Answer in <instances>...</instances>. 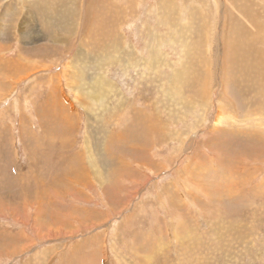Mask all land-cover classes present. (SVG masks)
Listing matches in <instances>:
<instances>
[{"label": "rangeland", "instance_id": "obj_1", "mask_svg": "<svg viewBox=\"0 0 264 264\" xmlns=\"http://www.w3.org/2000/svg\"><path fill=\"white\" fill-rule=\"evenodd\" d=\"M85 1H79L82 10ZM131 1H136V10L132 9ZM230 1L227 9L236 12L239 0ZM38 3H41V13L39 6L33 5V0H0V56L5 58V62H10L23 55L26 61H21L22 66H29L26 74L13 76L4 71V63L0 62V82L5 83L0 90V144L6 141L5 149L0 150V264H264V151L258 149L256 156L252 154V144H259L263 139L261 134L264 136V130H260L263 129L260 124L264 123V90L258 100L260 104L253 102L256 105L252 103L246 108L244 102L235 99L233 94L237 91L234 84L238 82H233V73L234 65L238 63L230 58L232 49L229 45L224 46L223 39L220 40L223 22L217 14V0L215 3L213 0H169L165 6L168 11L169 5L171 10L168 13L174 22L171 18L168 24L161 19L168 13L156 0H107L109 10L112 5L123 11L109 17L116 23L122 21L118 30L114 28L113 42L103 53V59L114 61L110 66L101 63V55H95V47L87 35L89 30L85 29L83 33V27L80 34L82 45L77 41L80 36L65 34L66 44L59 46L64 48L61 58H55L46 51L45 47L53 46L51 36L56 35V29L50 31L45 28L46 20L43 18L53 16L50 21L59 26L62 20L57 18L72 11V1L54 3L52 0H38ZM247 4L259 6V13L254 7L255 18L263 23L264 0H249ZM60 8H65L63 14ZM81 16L83 25V11ZM236 25V30L238 26L241 28L240 24ZM229 27L224 32L227 37L231 32ZM249 33H244L245 39L254 34L250 38L251 44L264 50V34L261 38L258 33ZM117 34L138 58L141 57L142 65H137V62L135 66L119 63ZM250 39L244 41L245 45ZM57 47L54 44L53 48ZM77 48L84 53L81 59L75 56ZM149 58L153 63L152 70L144 66ZM242 63L239 61L238 67ZM208 67L210 71L213 69L211 74L207 72ZM219 70L226 71L229 81L233 80L225 88L221 80L225 75ZM206 72L209 73L207 79L211 87L210 102L204 110L190 107V101L196 98L195 94L204 84L202 79L206 78ZM74 74L77 79L71 80ZM99 75L102 78L107 76V81L114 83L115 95L121 94L129 111H143L151 122L139 126L148 130L138 129V136H135L138 142L128 134L125 141L116 144L117 151L121 153L114 157L105 153L103 147L100 150L102 154H97L96 150V160L100 159L94 164L101 166V170L98 169L100 174L104 171L100 181L89 174L87 178L91 185L84 187V180L65 171L66 178L77 187L76 192L72 189L57 191L58 197H55L48 190L57 173L53 162L50 163V156L45 157L50 155V135L42 133L35 111L56 90L73 105L74 110H71L65 101L63 103L76 129L75 137L69 138L75 148L73 154L83 153L85 149V153L93 152L97 140L102 142L107 138L101 133L104 127L114 134L129 132L130 113L118 110L116 118L112 112L106 114L102 110L100 113L94 97L90 100L84 93L73 90L77 85L76 89L84 87L86 93L90 89L93 92L97 81L90 78ZM109 94L106 103L110 101L113 105L114 93ZM98 95L96 93L97 99ZM60 97L57 98L59 101L62 100ZM224 103H231L233 109L223 107ZM255 123L261 127H258L259 133L251 131L250 127ZM94 129H98V133L101 130L99 136H102L96 139ZM237 130L242 131V136H251L240 138ZM232 131H236L237 136L230 133ZM36 133L43 138L34 137ZM226 134L240 139L229 140L232 137ZM30 137L34 139L33 143ZM252 137L257 139L254 141ZM88 142L90 148L87 150ZM134 145H139L141 152L150 151L152 160L146 159L147 163L136 171V177L123 176L121 172L114 174L112 170L117 169L113 165L120 161L132 164L131 167L136 169L137 159L131 151ZM33 157H38L42 165L37 166L39 169L32 166ZM33 162L36 161L33 159ZM120 176L124 180H120ZM116 179L120 184L118 181L113 183ZM27 184H31L30 187ZM107 187L110 189L106 190ZM7 198H10V203ZM40 202L45 203L38 217L37 205ZM35 214L41 224L38 227L41 237L32 228L33 222H24L33 220ZM50 230L59 234V238L46 237Z\"/></svg>", "mask_w": 264, "mask_h": 264}, {"label": "bare ground", "instance_id": "obj_2", "mask_svg": "<svg viewBox=\"0 0 264 264\" xmlns=\"http://www.w3.org/2000/svg\"><path fill=\"white\" fill-rule=\"evenodd\" d=\"M37 1L38 0H33V5L34 6H39V13L42 12V8L40 7L41 3H38L37 4ZM54 3H60L61 1L63 0H52ZM57 1V2H56ZM72 1V11L70 13L68 12H65L63 9H61V14H63L64 12L67 13L65 15H63V17H59L57 19L59 20H62V22L59 24V26L57 25H54L50 20H52V17H49V18H43L46 20V25H45V28H47L48 30L52 31L56 29V31L54 33H56V35L52 34L53 36H51V42L54 46L57 45L58 47L57 48H53L52 47H48L46 48L45 47V50L46 51H49L53 54V56L56 58V57H59L61 58V55L63 54L64 52V48H59L60 44L61 43H65L66 42L64 41L63 39V35L65 34H68V35H78L80 36V39L77 40L79 41L82 45V39H81V29L83 27V33L86 30H89V33L87 34L88 37L90 38V41L91 43L93 44V46L95 47V55H101L102 56V60H101V63L102 64H106V65H112L114 63V61L110 60V59H103V56H104V52L106 51V49L108 48L107 46H110L113 42V34L112 32L114 31V28L117 27L116 30H118L119 28V24L122 25V21H118L116 23V21H114L113 19L109 20V17L112 16V13H117V12H123L122 10H118L116 9L115 7H113L112 5H110V10L106 7V4H107V0H86L85 3H84V7H83V10L82 8L80 9V6H79V1L80 0H71ZM166 0H156V2L158 4H160L159 6H164L165 7V11L166 13L170 12L171 9H169V5H168V11H167V7L165 6V4L169 1L167 0V2L164 4ZM214 3H215V0H213ZM247 1L249 0H239L238 2V6H236V12H232L233 10H231V12L229 13V9H227V7L231 4V1L230 0H227L228 4L226 3V0H217V6H218V16L220 17V20H222L223 24L220 25V31L223 32L221 34V37H220V40L223 39L224 41V46L225 45H229V48H231V55L232 57L230 58H233L234 59V63H238L239 64V61H242L243 63L240 65V67H238V64H235L234 65V73L233 76V82H238L237 84L233 83L235 88H236V93H234V97L235 99L237 100H240L242 101V103L244 102V105L246 106V108L248 106H251L250 104H252L253 102L257 103L259 102L260 104V101H258L260 99V94L261 92H263L264 90V50H260V49H257L255 48L254 46L256 45H252L251 42L252 39H250L254 34H252V36L249 38L250 39V42L247 43V45H245L244 41H248L249 39H245L244 37V33H246L248 31V33L250 32H254V33H258V35L260 34V36L262 34H264V22H259L258 19H256V12L254 10V7L255 9L257 10V12L261 11L259 10V6L257 5H252V4H247ZM260 1V0H259ZM126 2V1H125ZM255 2V1H254ZM252 3V1L250 2ZM260 3V2H259ZM262 3V2H261ZM63 4V3H62ZM130 4L132 5V9L136 10V8H134V5L136 4V1L134 2H130ZM51 5V4H50ZM61 5V4H60ZM58 5V6H60ZM207 5V4H206ZM220 5V6H219ZM261 5V4H260ZM55 6V4H54ZM66 6V5H65ZM71 6V5H69ZM61 7V6H60ZM163 7V8H164ZM220 7V8H219ZM67 8V7H66ZM233 8V7H232ZM263 8V7H262ZM52 9V8H51ZM59 9V10H60ZM74 9V10H73ZM180 9V8H179ZM222 9V10H220ZM41 10V11H40ZM82 11L85 15L84 17V20H85V23L82 25V19H80V16L82 14ZM33 12V11H32ZM52 12V11H50ZM178 12V11H177ZM258 12V13H259ZM56 13V11H55ZM162 13V12H161ZM37 14V13H36ZM52 14V13H50ZM57 14V13H56ZM160 14V13H159ZM254 14V15H253ZM54 15V14H53ZM58 15V14H57ZM125 15V14H124ZM161 15V14H160ZM6 16V13H4V17ZM55 16V15H54ZM71 17V18H70ZM82 17V16H81ZM171 16H170V13H168V15L164 18H161L163 19V21H165L167 24L170 23V20H171ZM218 18V17H217ZM34 19V17H33ZM42 19V21H43ZM70 19V20H69ZM126 19V18H125ZM129 19V18H128ZM264 19V18H263ZM5 18L2 20L4 21ZM69 20V21H67ZM67 21V22H66ZM171 22L173 23L174 22V19L172 18ZM215 24V23H214ZM217 24V23H216ZM236 24H240L241 25V28L238 26V29L237 30L235 29V25ZM230 25V29H231V32H230V36L228 35L227 37V34H225L224 32L226 31V29L228 28V26ZM54 26V27H53ZM237 26V25H236ZM11 27H14V26H11ZM214 27V26H213ZM217 27V26H216ZM207 28H205L204 30H206ZM246 30V32L244 31ZM95 33H94V32ZM98 31V32H97ZM214 31V30H213ZM229 31V29H228ZM117 33H119L117 31ZM249 33V34H250ZM130 34V33H129ZM118 35V34H117ZM116 35V36H117ZM248 35V34H247ZM256 35V34H255ZM122 36V35H121ZM264 36V35H263ZM254 37V36H253ZM151 38L153 39V37L151 36ZM258 38V37H257ZM257 38L255 37V40H257ZM260 38V37H259ZM262 38V36H261ZM63 39V41H62ZM117 40V39H116ZM222 41V40H221ZM69 40H67V44H68ZM66 46V45H65ZM1 47V46H0ZM67 47V46H66ZM118 47V48H117ZM227 47V46H226ZM75 46L72 47V49L75 50ZM130 47H128L126 44H124V40L122 37H120L118 35V40H117V43H116V49L120 52V56L118 57V61L119 63L121 64L122 62H124L125 64H129L131 66H135L136 62H137V65H142L140 63V58H138L137 54L134 53L132 50L129 49ZM214 49V48H213ZM152 51H154L155 49H151ZM218 50V49H217ZM122 51V52H121ZM233 51V52H232ZM77 52L75 54V56H80V59L82 58V56L84 55L83 52H80V49L77 48L76 51ZM219 52V51H218ZM118 53V52H117ZM156 53V52H155ZM224 53V52H223ZM225 54V53H224ZM223 56V54H222ZM17 58L18 59H13L11 60L10 62H5V58H2V56H0V62H3L4 65H3V68H4V71L6 73H9L13 76H19L21 74H26V72H28L29 70V66H22L21 64V61H26V58L23 56V55H20L18 56ZM76 61H78V58L75 59ZM148 64H145L144 66H147L149 67L148 70H152V67H151V64H153L150 60V58L148 59ZM221 60V59H220ZM92 61L94 62L93 60V57H92ZM96 61V60H95ZM84 62V61H83ZM77 64V63H76ZM91 64V63H90ZM98 64V62H97ZM144 64V63H143ZM223 64V63H222ZM24 65V64H23ZM243 65V66H242ZM1 66V65H0ZM94 66V64H93ZM97 67V66H96ZM232 67V66H231ZM223 68V66H222ZM230 68V67H229ZM233 68V67H232ZM10 69V70H8ZM224 69V68H223ZM236 69V71H235ZM191 71V69H189ZM240 70V71H239ZM3 71V72H4ZM211 71H213V69H211ZM211 71H210V67L207 68V72H209L211 74ZM215 71V70H214ZM220 71V70H219ZM232 71V70H231ZM206 72V78L202 79V81L204 80V84L202 85V87L200 88V90L195 94V97L196 98H193L192 100L193 101H190L192 103H190V107H198V108H201L202 110H204L205 106H207L210 102V93H211V87L209 85V79L208 78V74ZM221 73L220 74H224L225 76L223 77L224 79H221L224 81L223 83V87L225 88L226 85L231 81H229V76L227 74H225L226 71H220ZM74 73V72H73ZM78 73V72H77ZM186 73V72H185ZM191 73V72H190ZM232 73V72H231ZM101 74V73H100ZM192 74V73H191ZM219 74V75H220ZM4 75V73H3ZM186 75V74H185ZM79 76H81V74L79 73ZM231 76V77H232ZM239 77V78H238ZM73 79H77L75 78V74L73 76H71V80ZM92 78V79H91ZM90 80L91 81H97V83H94L96 84V86L93 88V92H91L89 89V92L86 93L87 89H85L84 87H80L78 89H76L75 87H73V90H75L76 92L78 93H81L83 94L84 96H86L88 99L92 100V98L94 97L93 100H95V102H97L98 105V110L100 113H110L112 112L113 113V117L116 118L115 114L118 113V110L120 111H127L128 113H130L131 115V124H129V132L127 133H123V132H119L118 134L117 133H113V131L109 130L107 127H104V130L102 129L103 132H101V130L99 131V133H103L107 138L102 141V142H97L95 143L96 144V149L94 148V151H89L88 153H85V151H79L77 152L76 154L74 153L73 154V150L75 149L73 147V145H71L70 141H69V138L72 139L71 137H75L73 136V133L74 131L76 130L75 129V125H74V122L72 120H70V117L68 116V111L66 110V107L65 105L63 104L64 101H65V104L66 106H69L71 107V110H74V107L73 105H71L70 102L66 101V98L65 96H61L59 95L60 92L59 90H56L55 93H53L54 95L52 96H49L48 97V100L47 101H44L42 102V104L40 103L39 106H38V111H35V113H37V120L39 122L38 125H40V129L43 130L42 133L45 134V132L50 135V155L48 156H45V157H49L50 156V163L53 162V166H54V171L57 173V176L54 177V179L51 180V187L49 188L48 192L50 191V193L52 192L54 195H56L55 197H58L57 195V191H65L66 190H76L77 187H75V184H73V182H71V180H69L68 178H66L67 174H70L71 176L73 175H76V178L78 179H81V181L84 180V184L81 185L84 186V187H87V186H90L91 184L89 183V179L87 178L89 174H93L92 176H94L96 178V180L100 181V177H103L101 176L102 172L101 171V174L99 172L100 167L99 165H95L94 162L97 160L99 161L100 158H97L96 160V157H95V152L97 150V154L100 152V150L104 149V152L106 151L107 154L110 156V157H114L116 155V153H121L119 150L117 151V148L118 146H116V144L118 145L120 142L122 141H125L126 137L128 136V134H131L132 137H133V140L135 142H138L136 140V137L135 136H138V129L140 130H148V129H144L143 127L140 128L139 126L140 125H144L145 126V123L148 122L150 123L151 121H148L147 120V114L143 111H136L135 109H132L131 111L128 110V106H125L124 105V98L121 97V94L117 93L115 95V91H113V89H115L114 87V83L113 84H110L108 81H107V76L105 77V75H103V78L102 76L100 77V75L98 77H91ZM182 78V77H181ZM211 78V76H210ZM221 78V77H220ZM81 79V78H80ZM84 79V78H83ZM192 79V77L190 78ZM25 79H23L21 82H23ZM82 80V79H81ZM181 80V79H180ZM179 80V81H180ZM87 81V80H86ZM85 81V82H86ZM192 81V80H191ZM190 81V82H191ZM222 81V82H223ZM21 82H18V83H21ZM75 82V81H74ZM88 82V81H87ZM183 82V81H182ZM209 82V83H208ZM82 83V82H81ZM229 83V84H230ZM193 84V83H192ZM4 85L5 83L3 82H0V90H2L4 88ZM70 85H72V83H70ZM194 85V84H193ZM73 86V85H72ZM81 86V85H80ZM185 86V85H184ZM187 86V85H186ZM213 86V84L211 85ZM51 88V87H50ZM179 88V86H178ZM240 88H241V91H240ZM85 89V90H84ZM117 89V88H116ZM181 89V87H180ZM118 90V89H117ZM50 91V90H49ZM120 91V90H119ZM197 91V90H196ZM182 92V91H181ZM96 93L99 94L98 95V99H97V96H96ZM102 93V94H101ZM108 93H114V104L113 105H110V101L107 99V102L106 103V98H107V95ZM163 93V92H162ZM233 93V92H232ZM264 93V92H263ZM101 94V96H100ZM109 94V96H110ZM226 94V93H225ZM123 95V94H122ZM58 96L60 98H62V100H58ZM166 96V95H165ZM169 97V96H168ZM64 99V100H63ZM234 99V98H232ZM234 99V100H235ZM63 101V102H62ZM62 102V103H61ZM83 103V101H81ZM239 102V101H238ZM264 102V101H262ZM126 105H128L127 101H125ZM253 103V104H254ZM241 105V103H238V105ZM252 104V105H253ZM106 105V106H105ZM110 105V106H109ZM223 107H230L232 108L231 106V103H228V104H222ZM256 105V104H254ZM31 106V105H30ZM94 106V104H93ZM96 107V106H95ZM195 107V108H196ZM239 107V106H238ZM262 107V106H261ZM250 108V107H249ZM264 108V106L262 107ZM69 109V108H68ZM130 109V108H129ZM233 109V108H232ZM102 110H104L102 112ZM96 111V110H95ZM97 112V111H96ZM142 115V118L140 117V114ZM139 114V115H138ZM219 116V115H218ZM221 116V115H220ZM112 117V118H113ZM203 117V116H202ZM104 118V117H103ZM220 118V117H219ZM91 119V117H90ZM107 119V118H106ZM105 119V120H106ZM130 119V120H131ZM153 119V117H152ZM7 121V119H6ZM102 121V120H101ZM218 121V120H217ZM258 121V120H257ZM90 122V121H89ZM153 122V121H152ZM263 122V121H262ZM100 123V121L98 122ZM108 124V123H107ZM92 125V124H91ZM96 125V123H95ZM94 125V126H95ZM99 125V124H98ZM149 125V124H148ZM219 125V123H218ZM127 126V125H126ZM260 126L263 128V129H260L261 131L264 130V123H261ZM257 123H255V125L253 127H250L251 128V131L252 129L256 132V133H259V128L260 127ZM97 127V126H96ZM149 127L151 128V126L149 125ZM260 127V128H261ZM23 128V127H22ZM28 128V127H27ZM92 129V127L89 125V129ZM95 128V127H94ZM148 128V127H147ZM243 129V128H242ZM240 128V130H242ZM29 130V129H28ZM95 130V129H94ZM155 131V129H153ZM248 130V129H246ZM245 130V131H246ZM257 130V131H256ZM24 131H25V128H24ZM239 131V130H237ZM260 131V133H261ZM23 132V131H22ZM41 132V131H40ZM39 132V133H40ZM201 132V131H200ZM199 132V133H200ZM236 132V131H235ZM234 131L230 132V133H234V135L237 136L238 133H240L239 135H241L242 131L238 132V133H235ZM264 132V131H263ZM26 133V131L24 132V134ZM39 133H36V136L34 137H38L39 139L42 137L41 134ZM94 133V137L97 139L98 136H99V133H98V129H96L95 131H93ZM97 133V134H96ZM151 133V132H150ZM248 133V131H247ZM34 134V133H33ZM90 134V132H89ZM149 134V133H148ZM198 134V133H196ZM229 134V133H228ZM244 134V133H243ZM32 135V134H30ZM103 135V136H104ZM150 135V134H149ZM227 135V134H226ZM232 135V134H230ZM230 135H227L230 136ZM249 136H251L250 134H248ZM248 135L246 136H240V138H244V139H247ZM254 135V134H253ZM252 135V136H253ZM260 134H258L259 136ZM102 136V134H101ZM99 136V137H101ZM256 136V134H255ZM232 138H230L229 140L231 139H234L235 137L234 136H230ZM239 137V136H238ZM235 138L237 141L240 139V138ZM261 137L263 138L262 140H260V143L257 144L258 140L256 141L257 143H253L252 144V141H251V144L253 145V152L252 154H254V156H256L258 153H259V150L260 149V152H263L264 151V136L261 134ZM260 137V138H261ZM43 138V137H42ZM88 138V137H87ZM255 141V137H252ZM23 140V138H21ZM38 139V140H39ZM91 139V138H90ZM164 139V138H163ZM234 139V140H235ZM252 139V140H253ZM29 140V139H27ZM34 139L32 137H30V141L32 142ZM47 140L48 137H47ZM46 140V141H47ZM186 140V139H185ZM188 140V139H187ZM233 140V142H234ZM165 141V139H164ZM217 141V140H216ZM248 141V140H247ZM250 141V140H249ZM248 141V142H249ZM6 142V141H5ZM5 142H2L0 144V150L2 149H5V145L4 143ZM39 142V141H38ZM40 142H43L44 143V140L40 141ZM39 142V144H40ZM86 142V141H85ZM184 142V140H183ZM232 141H230L231 143ZM248 142H245V144H247ZM33 143V142H32ZM36 143V142H34ZM210 143V142H209ZM215 143V142H214ZM238 143V142H236ZM240 143V141H239ZM243 143V141H242ZM37 144V143H36ZM225 144V143H224ZM232 144V143H231ZM235 144V143H234ZM244 144V146H246ZM46 145V144H45ZM49 145V144H48ZM84 145V144H83ZM89 145V142L87 144V146ZM250 145V144H249ZM257 145L256 149L254 150L255 146ZM258 145H260L261 148H258ZM36 146V145H35ZM77 146V145H76ZM75 146V147H76ZM85 146V148H90L89 146L87 147ZM230 146V145H229ZM251 146V145H250ZM248 146V147H250ZM28 147V146H27ZM40 147V146H39ZM55 147H57L56 149V152L54 154V149ZM78 147V146H77ZM204 147V146H203ZM47 148V146H46ZM49 148V147H48ZM84 148V147H83ZM246 148V147H245ZM39 149V148H37ZM79 149V148H78ZM120 149V148H119ZM246 149H249V148H246ZM28 150V148H27ZM45 150V149H44ZM262 150V151H261ZM70 151V152H69ZM78 151V150H77ZM132 151V155L134 157H136L137 161H136V169H133L131 166L132 164H129V163H125L124 161H120V163L118 165H113L114 168H116L117 170H112V172L114 174H117L118 172H121L123 173V176H128V177H136L137 176V173L136 171H140L139 168L143 167L144 166V163H147V160H152V156L150 154V151H145V152H141V147H139V145H134L131 149ZM29 152V150H28ZM68 152L70 154H68ZM72 152V153H71ZM87 152V151H86ZM105 152V153H106ZM246 152V151H244ZM27 153V151H26ZM101 153V152H100ZM103 153V155L105 154ZM264 153V152H263ZM3 153H1L2 155ZM37 154V153H36ZM39 154V153H38ZM47 155V153H44ZM102 154V153H101ZM184 154V153H183ZM29 155V153H28ZM31 155V154H30ZM122 155V154H121ZM143 155V157H142ZM234 155V154H233ZM42 156V155H41ZM97 156V155H96ZM184 156V155H182ZM220 156V155H219ZM253 156V155H252ZM2 157V156H1ZM0 157V158H1ZM43 157V156H42ZM44 157V158H45ZM245 157H248V154H245ZM31 158V156H30ZM29 158V159H30ZM38 157H33V159L36 161V162H33V159H31L32 161V166L36 168L42 166L40 161H38L37 159ZM102 158V157H101ZM123 158V157H122ZM262 158V157H260ZM49 159V158H48ZM47 159V160H48ZM120 159V156L119 158ZM117 159V160H118ZM147 159V160H146ZM219 159V158H218ZM6 160V159H5ZM114 160V158H113ZM250 160V159H248ZM52 161V162H51ZM102 161V160H101ZM105 161V160H104ZM259 161V160H258ZM261 161V160H260ZM44 162V161H43ZM154 162V161H153ZM103 164V162H100ZM44 164V163H43ZM47 165V164H46ZM45 165V166H46ZM92 165H95V168H92ZM4 166V164H3ZM38 166V167H37ZM1 167V166H0ZM105 167V166H104ZM4 170V168H2ZM39 169V168H38ZM99 169V170H98ZM106 169V168H105ZM109 169V168H108ZM250 169V168H249ZM111 170V169H110ZM226 170V169H225ZM65 171H67V174L64 173ZM41 172V171H39ZM54 172V173H55ZM111 172V171H110ZM48 173V172H47ZM109 173V172H108ZM106 174V173H104ZM45 175V174H44ZM43 176V175H42ZM48 176V175H46ZM70 177V176H69ZM107 177V176H106ZM111 177V176H109ZM108 177V179H109ZM118 177V176H117ZM146 177V176H145ZM7 178V177H5ZM25 178V177H24ZM50 178V177H49ZM92 178V177H91ZM122 177L120 176V180ZM130 178V179H132ZM140 178V177H139ZM264 178V177H263ZM14 179V178H13ZM46 179V178H44ZM68 179V180H67ZM93 179V178H92ZM112 179V177H111ZM136 180V178H134ZM1 180V179H0ZM114 180V179H113ZM124 180V179H123ZM127 180V179H126ZM4 180H2L3 182ZM7 181V180H6ZM102 183H104V180L102 179ZM119 183V180L116 179V181L113 183ZM108 182H110V179L108 180ZM121 182V181H120ZM9 183V182H7ZM49 183V182H48ZM96 183V182H95ZM98 183V182H97ZM96 183V184H97ZM127 183V182H126ZM149 183V182H148ZM120 184V183H119ZM264 184V183H263ZM9 185V184H8ZM31 184H27V187H30ZM38 185V184H36ZM116 185V184H115ZM124 186V184H121V186ZM7 186V185H6ZM11 186V185H9ZM19 186V185H18ZM50 186V185H49ZM48 186V187H49ZM40 187V186H39ZM43 187V186H42ZM102 187H106V185H102ZM131 187V186H130ZM41 188V187H40ZM263 188V187H262ZM2 189V188H1ZM4 189V188H3ZM6 189V188H5ZM110 188H106V190H109ZM126 189V187H125ZM146 189V188H145ZM120 190V189H118ZM124 190V189H123ZM6 191V190H5ZM18 191V190H17ZM117 191V190H116ZM125 191V190H124ZM76 192V191H75ZM119 192V191H118ZM126 192V191H125ZM140 192V191H139ZM261 192V191H260ZM43 193V192H42ZM70 193V192H69ZM68 193V194H69ZM128 193V192H127ZM31 194V193H30ZM62 194V193H61ZM122 194V193H121ZM138 194V192H137ZM49 195V194H48ZM64 195V194H63ZM50 196V195H49ZM73 196V195H72ZM136 196V195H135ZM257 196V195H256ZM12 197V195H11ZM22 197V196H21ZM24 197V196H23ZM37 197H40L39 194ZM67 197V196H66ZM123 197V196H122ZM13 198V197H12ZM16 198V197H15ZM34 198V197H33ZM64 198V197H62ZM76 198V197H74ZM73 198V199H74ZM126 198V197H125ZM257 198V197H256ZM24 199V198H23ZM30 199V198H29ZM41 199V198H40ZM53 199V198H52ZM51 199V200H52ZM118 199V198H117ZM28 199H26L27 201ZM75 200V199H74ZM104 200V199H103ZM106 200V199H105ZM6 201H8L10 203V198H7ZM15 201V200H14ZM24 201V200H23ZM30 201V200H28ZM50 201V200H49ZM85 201V200H83ZM18 202V201H17ZM31 202V201H30ZM87 202V200H86ZM123 202V200H122ZM126 202L128 203L127 199H126ZM14 203V202H13ZM33 203V202H32ZM31 203V204H32ZM38 203V202H37ZM44 203L45 202H40L39 205H37V208H38V217L40 214L41 211H43V206H44ZM27 204V203H26ZM36 206V204H33ZM43 205V206H42ZM136 206V205H135ZM19 207V206H18ZM26 207H28L26 205ZM30 208V207H29ZM36 208V209H37ZM32 209V208H31ZM21 211V210H20ZM40 211V212H39ZM263 211V210H262ZM26 213V211L24 212V214ZM65 214V213H64ZM22 216V215H20ZM64 217V216H62ZM29 218V217H28ZM26 218V219H28ZM55 219V218H54ZM72 219V218H71ZM20 220V219H19ZM65 220V219H63ZM76 221V220H75ZM80 221V220H79ZM25 223H30V222H33V225H32V228L33 229H36L38 232L37 233V236L38 237H41L42 234L41 232L39 231L38 227L41 225L39 222V220H37V215L35 214L34 215V218L33 220H26L24 221ZM80 224V223H79ZM82 224V223H81ZM99 224V223H98ZM83 226V225H82ZM101 226V225H100ZM85 227V226H84ZM42 230V229H40ZM51 231V230H50ZM35 232V230H34ZM48 233V232H47ZM61 233V232H60ZM51 234V235H50ZM69 234V233H68ZM77 234V233H76ZM45 235V234H44ZM57 235V236H56ZM66 235V233H65ZM68 236V235H67ZM74 236V235H73ZM46 237H48L49 239H52V238H59V234H57L55 231L53 233V231H51L49 233V235H46ZM72 237V236H71ZM85 243V242H84ZM89 245V244H87ZM73 247V246H72ZM105 252V250H104ZM62 255V254H61ZM100 261V260H99ZM67 263V262H66Z\"/></svg>", "mask_w": 264, "mask_h": 264}]
</instances>
